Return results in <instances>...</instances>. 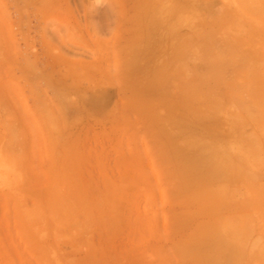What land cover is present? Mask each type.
<instances>
[{
  "label": "rangeland",
  "instance_id": "374dc122",
  "mask_svg": "<svg viewBox=\"0 0 264 264\" xmlns=\"http://www.w3.org/2000/svg\"><path fill=\"white\" fill-rule=\"evenodd\" d=\"M143 1L0 0V264H261L248 163L190 38L234 0H146L168 22L135 75ZM171 139L206 163L195 186Z\"/></svg>",
  "mask_w": 264,
  "mask_h": 264
},
{
  "label": "crops",
  "instance_id": "0c3cea01",
  "mask_svg": "<svg viewBox=\"0 0 264 264\" xmlns=\"http://www.w3.org/2000/svg\"><path fill=\"white\" fill-rule=\"evenodd\" d=\"M208 15L190 38L197 41L198 54L208 55L211 77L219 78L216 91L225 95L229 140L248 163L244 198L258 207L264 264V0L223 2L210 7Z\"/></svg>",
  "mask_w": 264,
  "mask_h": 264
},
{
  "label": "bare ground",
  "instance_id": "6f19581e",
  "mask_svg": "<svg viewBox=\"0 0 264 264\" xmlns=\"http://www.w3.org/2000/svg\"><path fill=\"white\" fill-rule=\"evenodd\" d=\"M148 3H150V2L149 1L147 2L146 0H144L142 5H140V11H138V12L141 13V16H142L141 19L143 21V22H141L142 23L141 31H138V32H141L140 42H139V44L137 42V44L131 45V47L129 45V48L127 49V54L125 55V61H126L125 62V70L128 71L129 73H132V74L135 73V75H138V74L139 75L140 74L147 75V73L149 74L150 65H151V64H148L149 60H151V59H149L150 58V54L149 53L151 52L153 47H155V46H153L154 43H152L153 42V39H152L153 34L151 36V32L150 31L153 28H154L153 30H155V28H157V30L162 28V30H163V28H164L163 25L166 23L165 21H167V20L164 19L167 16H165L164 18L162 16H161L162 18L158 16V18L161 19L159 21H158L157 17H155L156 20L153 19L154 18V13H155L154 11L162 12L163 9L160 8L161 7L160 5H153L152 3H150V4H148ZM155 14H156L155 16H157L159 13H155ZM85 15H86V13H85ZM152 16H153V18H152ZM170 21H171V19H170ZM163 35L164 34H162L161 36H163ZM136 36H139V35H136ZM135 40H139V39H137V37H136ZM134 43H135V41H134ZM152 53H153V50H152ZM152 53H151V55H153ZM151 62H149V63H151ZM106 97H108V96H105L104 98L106 99ZM103 102H105V100H103ZM183 132L185 133V131H183ZM189 134H191V135L193 134L194 135L195 132L193 133V131H192ZM181 136H183V135H181ZM181 136H180V138H179V136L176 137L177 141H175V140L174 141L177 143L178 140L181 139ZM169 140H167V142H165L167 147H168V149H170L171 152H173L172 155L170 154L171 156L169 158L171 160L172 157H173L174 158L173 162L176 161L178 163L180 178L183 179L187 183V185L189 187L190 186H195V184L200 182L201 174H202L201 172H203V170H205L204 168H202V166L203 165L205 166L206 163L204 162L202 157H200L196 153H194V152H186L185 149L182 150L181 148L179 149V148H177L178 145L176 146L172 142V139H171V142ZM193 141H192V147L194 148V146H193L194 142ZM191 188H193V187H191ZM136 220L138 221V219H135V221ZM122 223H123V220H122ZM186 226H188V225H186ZM185 246L186 245H184V247ZM182 248H183V246H182ZM186 252L190 253V254L194 253L193 251L191 253V250H185V253Z\"/></svg>",
  "mask_w": 264,
  "mask_h": 264
}]
</instances>
